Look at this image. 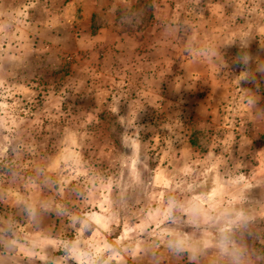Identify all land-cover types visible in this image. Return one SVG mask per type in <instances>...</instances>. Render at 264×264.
<instances>
[{"label":"rangeland","instance_id":"rangeland-1","mask_svg":"<svg viewBox=\"0 0 264 264\" xmlns=\"http://www.w3.org/2000/svg\"><path fill=\"white\" fill-rule=\"evenodd\" d=\"M0 3V173L49 195L38 264H234L222 235L264 264V0Z\"/></svg>","mask_w":264,"mask_h":264},{"label":"crops","instance_id":"crops-1","mask_svg":"<svg viewBox=\"0 0 264 264\" xmlns=\"http://www.w3.org/2000/svg\"><path fill=\"white\" fill-rule=\"evenodd\" d=\"M7 24L4 21L0 25V40L1 30ZM29 178L0 173V264L42 262L40 254L48 234L46 227L33 216L49 215L46 206L49 195L41 180Z\"/></svg>","mask_w":264,"mask_h":264},{"label":"clouds","instance_id":"clouds-1","mask_svg":"<svg viewBox=\"0 0 264 264\" xmlns=\"http://www.w3.org/2000/svg\"><path fill=\"white\" fill-rule=\"evenodd\" d=\"M249 59L250 57H245L244 63L247 64ZM258 70H261V69H258ZM237 219H239V216L237 217ZM224 231H227V230L226 229L222 230V232ZM218 247L220 248V251L222 254L229 255L232 257L234 264H239L240 250L236 248L234 245H231L229 239L226 236L222 235V238H221V241Z\"/></svg>","mask_w":264,"mask_h":264}]
</instances>
